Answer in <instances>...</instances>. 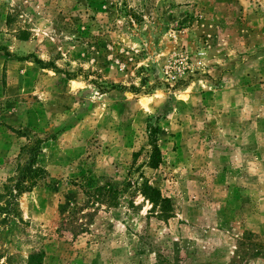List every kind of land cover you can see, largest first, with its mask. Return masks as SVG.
I'll return each mask as SVG.
<instances>
[{
	"label": "rangeland",
	"instance_id": "1",
	"mask_svg": "<svg viewBox=\"0 0 264 264\" xmlns=\"http://www.w3.org/2000/svg\"><path fill=\"white\" fill-rule=\"evenodd\" d=\"M39 260L264 264V0H0V264Z\"/></svg>",
	"mask_w": 264,
	"mask_h": 264
},
{
	"label": "trees",
	"instance_id": "2",
	"mask_svg": "<svg viewBox=\"0 0 264 264\" xmlns=\"http://www.w3.org/2000/svg\"><path fill=\"white\" fill-rule=\"evenodd\" d=\"M36 62H38L39 64H43V61L38 58H36ZM38 155H39L38 148L33 149L32 165L37 162ZM161 161H162V150L157 144L154 143L153 149L151 152V163L150 164L152 167L157 168L160 165ZM43 171L44 169L40 166H32V167L30 166L28 168V172L32 176L34 173H36V175L38 176L42 174ZM35 183H36V180L33 181V184ZM107 189L108 188L105 185L96 184L94 191H91L90 195H92V197H94L97 200L98 199L106 200L107 202H109V204H114L115 203L114 196L111 190L110 189L107 190ZM141 191L145 195V197L149 199V201L153 204L154 208H159L161 212V216L165 217L166 219L171 216V211H172L171 199L163 196V193L159 188L155 187L149 182H145L141 186ZM41 263H42L41 260L37 262V264H41ZM157 264H164V263L162 260H160Z\"/></svg>",
	"mask_w": 264,
	"mask_h": 264
}]
</instances>
